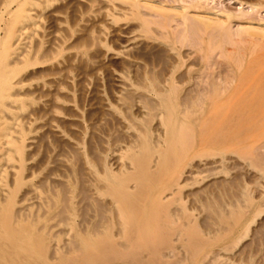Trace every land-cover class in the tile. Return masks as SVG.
I'll list each match as a JSON object with an SVG mask.
<instances>
[{
  "label": "rangeland",
  "instance_id": "1",
  "mask_svg": "<svg viewBox=\"0 0 264 264\" xmlns=\"http://www.w3.org/2000/svg\"><path fill=\"white\" fill-rule=\"evenodd\" d=\"M131 1L133 5L132 7L134 9V17L131 19V22L127 21L128 18L120 19L118 17L114 18L113 22L106 21L108 22V25H112L114 27H112L113 31L116 29L117 25L122 22H128L130 25H127L130 27L137 26L139 28L141 26L143 29H145L147 34L146 40L148 41L141 45H132L127 49L128 51L125 50V53L120 52L117 55L114 52L119 50L120 46L124 44L125 41L124 39L117 37L112 31L110 35L108 34L107 36L99 37V39H101H97L94 42V44L97 42V45H94L95 47H91V49H85V54L83 53L82 56L83 60L77 59L74 61V63L77 62L78 64L76 63V69H72L70 74L75 73V71H85L89 75L90 80L92 78V84H88L87 88H85L82 86L84 83L81 79L80 81L76 79L68 82L62 81L61 87L63 90H60L58 92L59 94L57 93V96L61 99L63 97L65 101H68L69 98L72 104L74 103L73 105L75 106H70V108L69 106L67 107V105H57V108H55L63 115H68L72 118H75L78 115V117L75 118L76 122L73 126L76 129L79 128L78 130L73 129L72 125H70L67 121L64 122V120L59 119L58 123L59 126H61L60 129L64 132L63 135L67 134V136H70V134L73 133V136L71 135V137H74L76 140L80 141L84 146L79 149L80 151L74 147H69V144L66 143L68 142L66 138L61 136V138L59 136L56 137L58 134L52 133V131L44 128H42V130L38 129V131H36V135L39 134L38 144L36 147L33 146L30 148L25 145L24 141H16L15 144L18 146L19 152L14 155V159L16 160V163L19 167L17 166L16 169L12 171H4L3 175H1V182L8 191L4 192L3 194L0 193V217L8 221H21V217L18 216V200L21 198L24 191L31 183L37 182L39 179L46 176L51 167L54 165L52 162V160H54V153L62 151L63 148L61 147H64L71 151H69V153L71 154L70 157H72L70 161L71 166L69 171V179L66 181V183H62V185L60 184L58 186L59 188L50 185L46 182V180H40L42 181L41 184L44 186L43 188L48 190V194H53L59 190L65 194L63 195L61 192L62 196L60 195V201L53 205V209L57 210L62 207L60 209L62 210V217H66L67 214L70 215L68 221L72 227L71 235H73L72 238L75 240V242L73 241L75 244H78L79 241L77 240H79L81 236L84 238L87 236L90 237V233L93 230L95 231L94 227H96V229L98 228L97 231L99 232L97 236L92 235L94 240L97 239L99 241L106 239L109 241L110 246L112 247L111 249L114 250V252H111L113 254H111L104 264H264V48L259 49L254 47V49L251 48L253 49L251 50L245 43L232 45L230 41L231 36H229L227 32L224 31L226 34L222 36L219 34L217 35V33L213 31L209 34L208 32L210 31L208 29H204L201 18L198 16V14L190 13V16L194 15L197 20H194V16H192L193 20L189 16V19L187 18L189 21L186 19L187 24L190 26L193 25L194 27V25L200 20L201 23H199V26L201 25L203 27V29L201 26L198 28L199 26L197 24L195 25L194 29L188 25L187 29H190L191 31H188L189 33H193L196 30L198 31V29L199 31H202L200 34L199 31L198 33H196V31L195 35L198 34L199 36H196L195 38L193 34H191V36L189 33L187 34V30H185L184 27L182 30H180L182 27L180 23L181 21L178 20L180 26L178 21L177 25L176 20L174 19H171L172 22H169L170 17L173 18L172 14H174V12L170 14L171 16L169 15V12H172L171 10L165 11L167 14L163 12H157L153 5H156L158 1L162 0H149L150 2L148 0ZM204 1L203 4L206 7L210 8L212 6L211 8L215 9H227L232 13L243 12L247 15V13H250L251 10V12L253 11L252 13L254 16H252L254 18L247 21L252 22L256 26L261 25L262 21L264 23V0H208V5L210 4L209 6L207 5V0L205 2ZM88 2L90 3L89 0ZM169 2H171V0ZM73 4L71 5L70 9H68L69 12L66 15L67 17L65 16L68 25L73 24L72 21L76 19V17L77 22L79 21L78 19H80V16H84L85 18L89 12H92L91 4ZM148 5L150 7H148ZM152 7L155 9V11L152 9ZM81 12L86 13L83 14ZM158 13L163 16V20L160 19L161 16ZM166 15L168 21H166ZM100 16L101 14L96 15L95 20L90 21L89 24L93 23L92 25H94L92 30L86 27L78 28L79 26L75 23L73 25L75 28H73L79 29L77 34L82 32L79 35L75 33L74 35L76 38L79 40V38L83 37V35L89 37L91 33L95 34L96 24H99L100 20L101 23L103 20L105 21V19ZM256 17L258 19H255ZM190 19L194 21V23ZM160 20L163 23H159L158 21ZM167 22H169V24ZM237 23L238 22L235 24L236 26L234 25V28L237 27ZM170 25L173 28H171ZM178 26L179 30L177 29ZM176 34H178V36ZM180 35L182 36L179 37ZM188 35L191 37V41L194 44L190 43L191 41ZM206 36L207 38H205ZM193 38H195V40H193ZM184 39L186 41L188 40L189 42L183 43L185 42ZM208 40L210 41L208 42ZM225 40L227 41L225 42ZM215 41L220 44V47H213ZM206 42L209 44L206 45ZM146 46L148 47L146 48ZM208 47L209 49H207ZM95 52L99 54L96 55ZM130 52L133 53L130 54ZM249 52L252 53L250 54ZM134 54H136V56L143 55V57H145L148 62L146 64L143 62L144 64H140L139 66H131V64H129V59H131V56ZM185 54H187V56H185ZM129 55L131 56L128 57ZM87 57L89 60H86ZM239 57L241 58V61L239 60ZM253 59H259L261 62V68H255L252 62ZM100 62L102 64H100ZM237 64H239V66H237ZM100 65H103V67H98ZM87 66L90 70L87 69ZM94 68L98 70L97 75L92 73ZM122 70L128 72V78L126 76L125 80L126 82H133V80L137 79L140 75V77L145 76L147 78L146 87L149 90L152 89L153 91H160L162 93V96L166 101V108L162 107L159 110H162L164 113L166 110H169L174 114L176 113V116L181 118L183 117V114H181L180 111L191 105V100H194L197 96H199L197 99H201L198 101L200 102L199 104L197 102L195 105L190 107L191 113L186 118L189 122V128L191 130L189 135H184V139L175 144L174 148L175 150L177 149L175 153L171 156V158H169L170 160L164 159L165 163L160 167L158 166V168L153 167V163L151 162L153 158L159 155L158 152H161L160 147L162 146H155L154 143L156 140L154 128L157 125L156 122L158 119L153 118L152 115L141 116L140 114L142 113L138 111L137 107L132 104L130 106V103H128V109V107L124 105L122 106L116 102L117 99L115 98V95L119 94L120 83L114 81L115 78L113 75L114 73L121 72ZM241 70L244 75L241 73ZM76 82L78 84H76ZM70 84H72V86ZM73 86L75 87V91L72 88ZM45 87L47 86H44V90ZM129 90L130 92L132 91V89ZM67 91L70 92L69 95L67 94ZM89 92L92 93L90 94ZM130 92L125 91L123 96L127 98L128 102L132 101V98L130 99L132 92ZM85 94L87 95L85 96ZM229 95H231V100L222 102L228 99L227 97ZM81 96H83V98H81ZM85 97L88 98L85 99ZM90 97L92 98L90 99ZM141 97L145 102H147L149 99L147 98L148 95ZM84 100L86 101L84 102ZM39 101L38 99H34L32 103L33 107L40 108L41 102ZM106 103L113 104L114 107L108 109L109 106L105 105ZM214 103H216L215 108L213 106ZM103 107H105V109ZM181 107L184 108L181 109ZM59 108H62V110H59ZM211 111L215 112V117L210 114ZM110 115L112 116L111 118L109 117ZM90 116H92L93 120L95 121L91 120L92 117ZM95 117H98L99 119ZM89 118L90 120H88ZM121 118L127 119L128 123L127 121L119 122ZM96 119L98 124L95 123ZM111 119L113 121H111ZM130 119L132 120L134 126L138 130L140 129L141 135H129L130 133H133L132 131L134 130L128 127V124H130ZM89 121L91 123L93 121V123L91 124ZM106 121H109V123ZM103 123L107 127L104 125L102 126ZM226 124L227 126H225ZM95 126L98 128V132ZM89 127L93 128V130H91ZM100 127L102 129L105 128V131H101ZM68 131L70 132L69 134ZM46 132L48 134H46ZM102 134L104 135V138ZM45 135H47V137ZM49 136L50 138H48ZM82 137L83 139H80ZM51 138H55L53 142H55L57 139L58 140L55 143H52ZM49 139L51 141H49ZM118 140L122 143H124L122 140L126 142H131L133 140L135 143L144 142L148 148V155L150 158L147 161L148 166L146 165V168L142 170V177H140L141 181L138 188L134 187V180H128V182L126 181V184L128 185V192L131 193V196L134 195L133 197H137L139 195L138 193L142 192L140 194L142 195L143 199L141 198L142 200L140 202L143 205L144 210L141 208L135 214L134 221L137 223L136 226H144L146 222L150 220L149 224L155 229V234H153L154 237L150 241L152 248L150 245H148L149 248L146 246L144 248H139L136 252L137 254L135 255L125 251V246L122 244L120 245L119 242H117L114 233L116 230L115 220L118 219L116 218V212L114 210V200L107 194V191H105L104 182H102V180H96V178L93 176L95 175L93 173L96 171H99V173L102 175L105 174L108 177L112 175L113 171L114 174L118 176V178L124 176L122 171H118L119 167L117 164L111 165L113 171L109 169L108 165V162H110L111 148L114 141ZM51 143L52 145H50ZM102 144L106 146V148L108 145V149L102 147ZM50 146H54V148H50ZM55 146H57L56 149ZM41 147H43V149ZM54 149L57 152H55ZM52 151H54V153H52ZM44 153H46V155ZM213 158L217 160L214 167L206 168L202 165L204 159ZM86 161H89L93 165L95 172L91 173L85 168L87 164ZM196 161L199 165L196 163ZM86 177L89 179L87 180ZM90 177H94V180H92ZM135 189L138 190V192ZM122 192L123 191H118V195L122 194ZM131 196L126 199L116 196L114 199L117 198L122 202L131 199ZM116 204L118 205L117 202ZM32 208L33 207L30 209ZM111 209L114 211L111 212ZM50 212L53 213V211ZM49 215L50 214H43L42 217L37 219L39 221L35 220L36 223L34 222V228L35 231H37L35 232L34 236L36 241L35 244L42 245V248L39 250L42 252V254H44L45 257H50L52 255L55 245V237L52 236V231L50 230L51 219L48 220V217L51 215ZM175 221L177 222L174 223ZM24 222L27 224V221ZM248 224L250 225L248 229L245 230V227H247ZM160 232L163 235H161ZM129 234L125 233L126 236H129ZM239 235H242V237H238ZM157 238L164 240H158ZM237 238L240 239L239 242L237 241ZM56 239L58 241L62 240L61 237ZM112 239L115 240L112 241ZM132 240L134 239L132 238ZM154 242L156 246L153 245ZM10 247L11 246L7 247V252H10ZM116 250H122V252L127 253H125L122 258L121 255H115L117 252ZM152 250L154 251L152 252Z\"/></svg>",
  "mask_w": 264,
  "mask_h": 264
},
{
  "label": "bare ground",
  "instance_id": "2",
  "mask_svg": "<svg viewBox=\"0 0 264 264\" xmlns=\"http://www.w3.org/2000/svg\"><path fill=\"white\" fill-rule=\"evenodd\" d=\"M89 1H90V3L88 2V0H0V193L1 194L8 191V190H6V188L4 187V185L1 182V180H2L1 175H3L4 171L6 172L7 170H11V171L15 170L16 167L18 166V164L16 163V160L14 159V155H16L17 152H19L18 146H17V144H15L16 141H24L25 145L30 147V148L33 146L36 147V145L38 144V135H39V134L36 135V131H38V129L42 130V128H44V129L52 131V133L58 134V135H56V137L61 136V137L66 138V140L68 141L66 143L69 144V147H74V148L79 150L80 148H82L84 146L83 144H81L80 141L76 140L74 137H71V135L73 133L70 134V136H67V134L63 135L64 132H63V130L60 129L61 126H59V123H58L59 119L64 120V122L67 121L70 125H72L73 129H75V130L79 129V128L76 129L73 127L75 125V122H76L75 118L78 117V115H77L78 112L76 114L77 116L75 118H72V117H69L68 115L67 116L63 115L61 112H59L56 109L57 105H61V106L67 105V107L68 106L69 107L75 106V105H73L74 103L72 104V102L69 98H68V101H65L63 99V97L61 99L57 96V93L60 90H63L61 87V84H62L61 82L62 81L68 82V81H71L74 79L80 81V79H81L82 82L84 83V85H82V86L87 88L88 84L91 83L92 78L90 80L89 75L85 71H81V72L75 71V73L70 74V72H72L71 70L74 69L75 65L77 66V64H78L77 62H76L77 64L74 63V61L77 59H79V60L82 59V56H83L85 49H87V48L91 49V47H95L94 45H97L96 44L97 42L95 44H94V42L97 39H99V37L107 36L108 34L110 35V33L113 31V29H112L113 26L108 25L107 21L113 22L114 18L118 17L120 19L128 18L127 21L131 22V19H133V17H134L133 16L134 15V12H133L134 9L132 7L133 5H132L131 0H89ZM133 1H135V0H133ZM169 1L170 0L158 1L156 5H153V7L157 10V12H163L165 14H167L165 11L171 10L172 12L171 13L169 12V15L174 12V14H172L173 18L170 17L171 15L169 16L170 17L169 22H172L171 19L176 20V24H177L178 20L181 21L180 23H181L182 27L180 28V30H182V28L184 27V29L187 30V34L189 33L188 31H190V29L189 30L187 29L189 24H187L186 19L190 16V13L198 14V16L201 18V22L204 26V29L205 30L208 29L210 31V32H208L209 34L212 33V31H213V32H216L217 35L219 34L222 36V35L226 34V33H224V31H225L229 34V36H231L230 41H231L232 45L245 43L249 47V49H251V48L254 49V47L259 48V49L264 48V23L262 21L261 25L256 26L252 22L247 21L249 19L254 18L253 17L254 15L252 13L253 11L251 12V10H250L251 14L248 12L246 15L243 12L232 13V12L228 11L227 9H215V8H211L212 6L210 8L206 7L203 4L204 0L203 1L202 0H191V1H188V0H171V2H169ZM206 2L208 5V0ZM73 3H76V4L85 3L88 5L91 4L92 12L91 13L89 12V14L85 18H84V16H80V19H78L79 21H77V22H76V19H77V17H76V19H74L72 21L73 24L68 25L67 20H66V17H67L66 15L69 12L68 9H70V7ZM75 7H77V6H75ZM80 7H81V5H80ZM148 7H150V6L148 5ZM153 7H152V9L155 11V9ZM81 13L84 14L86 12H81ZM100 14H101L102 18L105 19V21L103 20V22L101 23V20L100 19H99L100 21L98 20L100 23L96 24L95 34L91 33L90 34L91 36L89 35V37L83 35L84 38L81 37L78 40L74 34L75 33L77 34L79 29H74L75 27L73 25L76 23V25L79 26L78 28H85L86 27V28H90V30H92L93 29L92 27H94V25H92L93 23L92 24H89V23L91 20H95L96 15H100ZM192 16H194V15H192ZM192 16H190V18L193 20ZM162 17L163 16H161L160 19H162ZM199 17H197V18H199ZM255 19H258V18L256 17ZM194 20H197L195 16H194ZM243 20H245V21H243ZM166 21H168L167 15H166ZM179 21H178V23H179ZM158 22L163 23V22H161V20ZM169 22H167V23L169 24ZM192 22L194 23V21H192ZM195 22H197V21H195ZM201 22L199 20V22L196 23L195 25L198 24V26H199V23H201ZM236 22H238L237 23L238 25L236 28H234V25L236 24ZM180 23H179V26H180ZM188 23H190V22H188ZM127 24H129V23L128 22H122V23L118 24L116 29L113 31V33H115V35L117 37H119L120 39H124V41H125V43L120 46V49L114 52L117 55L120 52L125 53V50L130 48V46H132V45H134V46H135V44L141 45V44L146 43L148 41V40H146L147 34L145 32V29H143V27H141L140 25H139L140 26L139 28L137 26H133V27L131 26L130 27ZM195 25H194V27H193V25L192 26L189 25V26L193 27L195 29ZM166 26H168V25H166ZM179 26L177 27L178 30H179ZM200 26L198 28H200ZM159 27H161V26H159ZM166 28H168V27H166ZM171 28H173V27L171 26ZM174 28H175V26H174ZM202 29H203V27H202ZM191 30H192V28H191ZM198 31H199V29H198ZM198 31L196 33H198ZM86 32H88V31H86ZM195 32L189 33L190 36H191V34H193L195 36V38H196V36L198 37L199 35L198 34L195 35L196 34ZM200 32L202 33L201 30L199 31V34H200ZM80 33H82V32H80ZM79 34H77V35H79ZM111 35H113V34H111ZM159 35H160V33H159ZM176 35L178 36V34H176ZM205 35H206V33H205ZM177 36H176V38H177ZM181 36L182 35H180L179 37H181ZM195 38H193V40H195ZM199 38H197V39H199ZM205 38H207V36ZM212 38H213V36H212ZM116 39H118V38H116ZM186 39H188V38H186ZM197 39H196V41H197ZM210 40H208V42ZM190 41H191V37H190ZM226 41L227 40H225V42ZM180 42H182V41H180ZM186 42H189V41L185 40V42H183V43H186ZM208 42H206L207 43L206 45L209 44ZM120 43H118V44H120ZM190 43L194 44L192 41ZM148 45H149V43H148ZM198 45H199V43H198ZM184 46H185V44H184ZM102 47H103V45H102ZM147 47L148 46H146V48ZM209 47L207 49H209ZM213 47H220V44L215 41L213 44ZM225 48H224V50H225ZM196 49H197V47H196ZM253 49H251V50H253ZM93 50H95V49H93ZM241 50H242V48H241ZM131 53H133V52H130V54ZM98 54L99 53H96V55H98ZM136 54H134L132 56L131 55L128 56V57H130V56L132 57L131 59H129V64H131V66H133V65L139 66L140 64H144V63L146 64L148 62L147 59H145V57H143V55H137L136 56ZM236 54H237V52H236ZM185 56H187V54H185ZM216 56H218V55H216ZM93 57H95V56H93ZM222 57H224V56H222ZM123 58H124V56H123ZM232 58H233V56H232ZM118 59H120V58H118ZM243 59H244V57H243ZM86 60H89L88 57ZM239 60L241 61L240 57H239ZM165 62H166V60H165ZM252 62H253V65L255 66V68L256 67L258 69L261 68V62L259 61V59L258 60L253 59ZM107 63H108V61H107ZM236 63H237V61H236ZM100 64H102V63L100 62ZM90 65H91V63H90ZM78 66H80V65H78ZM88 66H87V69H89ZM101 66L103 67V65H100L98 67H101ZM113 66H114V64H113ZM124 66H123V68H124ZM149 66H151V65H149ZM237 66H239V64H237ZM240 66H241V63H240ZM95 68L93 69V71L92 70L91 71L93 74L97 75L98 70ZM132 69H133V67H132ZM82 70H83V68H82ZM116 71H120V70H116ZM132 71H134V70H132ZM261 71H262V69H261ZM127 73L128 72H125L122 70L121 72L114 73V75H113V77L115 78L114 81H117L120 83L119 84V88H120L119 94L115 95V98L117 99L116 102L118 104H121L122 106L124 105V106L128 107V109H129L128 103H130L129 104L130 106L132 104L135 107H137L138 111L142 113V114L139 113L141 116L152 115L153 118L158 119V121L156 122L157 125L154 128V135H156V140L154 141V143H155V146H158V147L160 145H162V146L160 147L161 152L157 151L159 155L157 157L153 158V160L151 161L153 163V167L158 168V166L160 167L162 164L165 163L164 159L170 160L169 158H171V156L175 153V151L177 150V149L175 150V148H174L175 144L177 142L182 141L184 139V135H189V132L191 130L189 128L190 127L189 122L187 121L186 118L191 113L190 107L195 105L201 99L200 98H199L200 100L197 99L199 97V96H197L194 100H191V102H192L191 105H189V106L187 105L188 107L186 109H182L184 107H181L182 110L180 112H181V114H183V117H181V118L177 117L176 113L174 114L173 112H170L169 110H166L164 113V112H162V110H159L162 107L166 108V101H165L164 97L162 96V93L160 91H157V92L153 91L152 89L149 90L146 87L147 78L145 76L140 77L141 76L140 75L138 77L139 79L138 78L134 79L133 82H130V83L126 82L125 80H126ZM159 73H160V71H159ZM241 73H242V70H241ZM157 77H159V76H157ZM127 78H128V76H127ZM140 79H142V80H140ZM94 80H96V79H94ZM245 80H246V78H245ZM254 80H256V79H254ZM77 82H76V84H78ZM240 82H242V81H240ZM148 84H150V83H148ZM70 85L72 86V84H70ZM44 86H47V87H45V90H44ZM74 86L72 87L73 89L75 88ZM240 88H242V87H240ZM129 89H132V91H131L132 93L130 92ZM77 90H78V88H77ZM74 91H75V89H74ZM89 91H90V89H89ZM125 91H127V92L129 91L132 94V95H130L131 96L130 99L132 98L131 99L132 101H130L128 99L130 101V102H128L127 98L123 97ZM87 92H88V90H87ZM92 92H89V93L91 94ZM98 92H97V94H98ZM138 92H140V93H138ZM78 93H79V91H78ZM67 94L69 95L70 92L67 91ZM74 95H75V93H74ZM86 95L87 94H85V96ZM147 95H148L147 98H149V99L147 102H145L142 100L141 96H147ZM83 96H81V98H83ZM101 97H102V95H101ZM253 97H254V95H253ZM262 97H263V95H262ZM86 98H88V97H85V99ZM91 98L92 97H90V99ZM115 98H112V99H115ZM227 98L228 99H226L222 102L230 101L231 95H229ZM34 99H38V101L40 100L39 101V102H41V104L39 103L40 108L33 107L32 103H33ZM79 99H80V97H79ZM93 99H96V98H93ZM85 101L86 100H84V102ZM97 102H98V100H97ZM114 102H115V100H114ZM91 103H92V100H91ZM104 103H105V101H104ZM199 103L200 102H198V104ZM105 105L109 106L108 109L111 107H114L113 104H110V103L109 104L106 103ZM215 105H216V103L213 104L214 108H215ZM180 106H182V105H180ZM103 108L105 109V107H103ZM214 108H213V111H214ZM98 109H100V108H98ZM137 109H135V110H137ZM59 110H62V108L61 109L59 108ZM72 110H74V109H72ZM72 110H71V112H72ZM82 110H83V108H82ZM213 111H211V113H210L212 116L215 115V112H213ZM100 115H101V113H100ZM81 116H84V115H81ZM102 116H105V115H102ZM212 116H211V118H212ZM90 117H92V116H90ZM109 117L111 118L112 116L110 115ZM95 118H98V117H95ZM213 119H215V118H213ZM88 120H90V118ZM91 120H93V117ZM258 120H260V119H258ZM93 121H95V120H93ZM93 121H92V123H93ZM111 121H113V120L111 119ZM120 121L126 122L127 119L121 118L119 120V122ZM129 121H130V124H128V127L134 129L132 131L133 133L129 132L130 133L129 135H141L140 129L138 130L134 126L131 119ZM106 122L109 123V121H106ZM144 122H147V121H144ZM225 122H227V121H225ZM95 123H97V119H96ZM127 123H128V121H127ZM203 124H204V122H203ZM103 125H104V123L102 124V126ZM104 126H106V125H104ZM225 126H227V124ZM211 127H213V126H211ZM89 128H91V127H89ZM63 129H64V127H63ZM104 129L101 128V131ZM91 130H93V128H91ZM69 131H68V134L71 132V131L70 132ZM39 132H37V133H39ZM97 132H98V128H97ZM46 134H48V133L46 132ZM117 135H118V133H117ZM45 136L47 137V135H45ZM79 136H82V135H79ZM83 137L80 139H83ZM48 138H50V136ZM103 138H104V135H103ZM43 139H45V138H43ZM54 139L51 138L52 143H55L58 140L57 139V140H55V142H53ZM125 139H126V137H125ZM51 140L49 139V141H51ZM62 141H64V140H62ZM122 141L124 143H122L119 140L114 141L113 146L111 148V152H110V162L111 163L108 162V165H109V169L111 171H113V168L111 167V165L117 164L119 167L118 171H120V172L122 171L124 173L123 177L121 176L120 178H118V176L114 174V171H113L112 175H110V177L106 176L105 174L102 175L101 173H99V171L95 172L93 165L89 161H86L87 164H86L85 168L91 173L95 172V173H93V174H95L93 176L96 178V180H102V182H104L105 191H107V194L110 197H112L114 200V203H115V204H113L114 210L116 212V218L118 219V220H115L116 230H115L114 236L116 237L117 242H119L120 245L122 244L123 246H125V249H126L125 251H128L130 254L135 255V254H137L136 252L139 248H142V247L144 248L145 246L149 248L148 245L151 246L150 241L154 237L153 234H155V232H154L155 229L153 226H151L149 224L150 220H148L144 226H141V225L138 227L136 226L137 223H136V221H134L135 220L134 219L135 214L141 208H143V210H144V207L140 202L143 199L142 195L140 194L142 192H139L138 193L139 195L137 197H133L134 195L131 196L130 195L131 193L128 192V185L126 184V181L128 182V180L129 181L134 180V187L138 188L140 186V181H141L140 177H142L141 173L143 172L142 170H144L146 168L147 161L150 158L148 155V148L144 142H141V143L136 142L135 143L133 140L131 142H129V141L126 142L124 140H122ZM52 143L50 145H52ZM51 147L54 148V146H50V148ZM56 147L57 146H55V149H56ZM102 147L106 148V146H104V145ZM41 148L43 149V147H41ZM61 148H63V149H62V151H59V152H57L54 149L55 152H57V153H54V151H52V153H54V155H53L54 160H52L54 165H53V167H51L50 171L46 174V176L43 177L41 175L43 178H41L39 180L37 179L38 180L37 182L31 183L27 187V189L24 191L21 198L18 200V203H19L18 204V210H19L18 216L21 217V221H19L20 223L18 221L14 222V220L8 221V220L2 219V217H0V264H104L108 260V258L111 256V254H113L111 252L112 251L114 252V250L111 249L112 247L110 246V243L108 240L105 239V240H99L98 241L96 239L97 240L96 241L92 237V235L97 236V234L99 233L97 231L98 228L96 229V227H94L96 225L93 226L95 228V231L93 230L90 233L91 234L90 237L87 236L86 238H84L81 236L80 239L77 240V241H79L78 244H75L74 243L75 240H73V238H72L73 235H71L72 227H71L70 222L68 221L70 218V215L67 214L66 217H62V215H61L62 210H60L62 207L60 209H57V210L53 209V205H55V203L60 201V195H61L62 191L59 190L57 192H54L53 194H48L49 193V192L47 193L48 190L46 188H43L44 186H42V184H41L42 181H40V180H46V182L49 183L50 185L58 187L60 184L62 185V183L63 184L66 183V181L69 179V177H70L69 171H70V166H71L70 161H71L72 157H70L71 154L69 153V151H70L69 149L64 148V147H61ZM134 148H136V149H134ZM106 149H108V145H107ZM20 150H21V148H20ZM220 150H221V148H220ZM125 151H128V152H125ZM44 154L46 155V153H44ZM48 155L51 156L50 154H48ZM92 155H93V153H92ZM50 161H51V159H50ZM99 161H100V159H99ZM29 162H30V160H29ZM216 162H217V160L214 158L213 159H204L202 162V165L206 168L214 167ZM196 163H197V161H196ZM33 167H36V166H33ZM115 167H117V166H115ZM199 169H200V167H199ZM191 170H192V168H191ZM46 171H48V170H46ZM149 171H150V169H149ZM189 172H192V171H189ZM196 172H198V171H196ZM93 178H91V179L94 180ZM88 179L89 178H87V180ZM98 184H100V183H98ZM104 189H102V190H104ZM118 191H120V192L123 191V192H122V194L118 195ZM136 191L138 192V190H136ZM100 192H101V190H100ZM62 194H63V192H62ZM63 195H65V194H63ZM116 196H118V197L120 196L122 199H126L129 196H131V199H128V200L121 202L117 198H116L117 200L114 199V197H116ZM110 197H109V199H110ZM105 201H107V200H105ZM116 202L118 203V205L116 204ZM124 203H125V206H124ZM31 207H33L34 209L33 208H32L33 210L30 209ZM80 208H82V207H80ZM114 210L111 209L110 211L112 212ZM50 211H53V213H51ZM43 214H46V215L50 214L51 215V216L49 215L50 217H48V220L51 219L50 230L52 231V236L55 237L54 252L52 253V255L50 257H45L44 254H42V252H40L39 249L42 248L41 244H35L36 241H35L34 236H35V232H37V231H35L34 222H35V220L39 221L37 219H39V217H42ZM139 214H140V212H139ZM63 215H66V214H63ZM24 221H27V224ZM143 221H145V220H143ZM176 222L177 221H175L174 223H176ZM152 223H153V221H152ZM174 223H172V224H174ZM83 224H85V223H83ZM83 224H82V226H83ZM249 225L250 224H248L247 227H245V230L248 229ZM97 226H100V225H97ZM158 229H159V227H158ZM129 232L131 235L129 234ZM125 233H128L129 236H126ZM161 235H163V234L161 233ZM161 235H159V236H161ZM240 236L242 237V235H239L238 237H240ZM58 237H61L62 240L58 241L56 239ZM132 238L134 240H132ZM160 239H158V240H160ZM237 239L236 240L239 242L240 239L239 238H237ZM114 240L115 239H112V241H114ZM161 240L163 241L164 239H161ZM155 242L153 243V245L156 246ZM190 242H192V241H190ZM8 246H11L10 247L11 250H9L10 252H7ZM151 248H152V246H151ZM150 251H151V249H150ZM153 251L154 250H152V252ZM217 252H219V251H217ZM120 253H122V254H120ZM125 253H127V252H122V250H120V251H117L115 253V255H121V257H122L123 255H125ZM152 261H153V259H152ZM224 262H225V260H224Z\"/></svg>",
  "mask_w": 264,
  "mask_h": 264
}]
</instances>
